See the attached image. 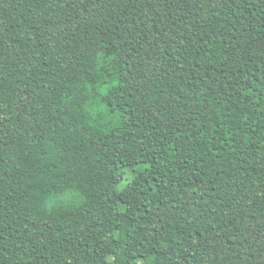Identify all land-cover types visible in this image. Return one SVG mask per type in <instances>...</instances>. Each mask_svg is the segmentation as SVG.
<instances>
[{"label": "trees", "instance_id": "obj_1", "mask_svg": "<svg viewBox=\"0 0 264 264\" xmlns=\"http://www.w3.org/2000/svg\"><path fill=\"white\" fill-rule=\"evenodd\" d=\"M0 264H264V0H0Z\"/></svg>", "mask_w": 264, "mask_h": 264}]
</instances>
